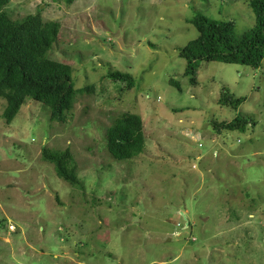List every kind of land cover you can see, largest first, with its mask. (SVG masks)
<instances>
[{
	"label": "rangeland",
	"instance_id": "1",
	"mask_svg": "<svg viewBox=\"0 0 264 264\" xmlns=\"http://www.w3.org/2000/svg\"><path fill=\"white\" fill-rule=\"evenodd\" d=\"M2 11L58 22L48 57L70 66L75 96L62 122L27 99L7 123L0 98V264H264V58L192 73L179 55L197 13L236 35L251 28L248 0H8ZM224 90L245 98L236 110L218 103ZM124 113L143 138L115 160L106 131ZM235 117L244 132L211 125ZM43 149L69 150L79 184Z\"/></svg>",
	"mask_w": 264,
	"mask_h": 264
},
{
	"label": "trees",
	"instance_id": "2",
	"mask_svg": "<svg viewBox=\"0 0 264 264\" xmlns=\"http://www.w3.org/2000/svg\"><path fill=\"white\" fill-rule=\"evenodd\" d=\"M8 0H0V98L6 101L2 118L10 123L25 100L41 103L49 110V120L62 122L72 107L75 89L69 65L49 59L48 52L57 40L59 24L43 21L38 15L11 20L3 11ZM254 14L251 28L236 35L234 23L219 21L200 13L190 20L197 37L181 49L187 71L194 72L200 62L238 64L257 69L264 58V0H248ZM107 77L134 85L131 74L109 71ZM178 88V84H177ZM245 100L224 90L218 103L236 110ZM215 131L244 132L248 119L235 117L230 122H212ZM106 148L115 160L126 156L123 149L142 141V120L136 114L118 116L106 131ZM41 156L53 164L57 176L71 185L79 184L69 150L43 149Z\"/></svg>",
	"mask_w": 264,
	"mask_h": 264
},
{
	"label": "clouds",
	"instance_id": "3",
	"mask_svg": "<svg viewBox=\"0 0 264 264\" xmlns=\"http://www.w3.org/2000/svg\"><path fill=\"white\" fill-rule=\"evenodd\" d=\"M10 227H11V226H10ZM10 227H9V228H10ZM11 228H12V227H11Z\"/></svg>",
	"mask_w": 264,
	"mask_h": 264
}]
</instances>
